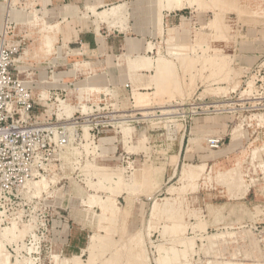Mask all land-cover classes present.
<instances>
[{
    "label": "rangeland",
    "instance_id": "1",
    "mask_svg": "<svg viewBox=\"0 0 264 264\" xmlns=\"http://www.w3.org/2000/svg\"><path fill=\"white\" fill-rule=\"evenodd\" d=\"M39 2L0 0V50L44 92L34 116L54 121L55 93L67 116L94 117L0 225L6 264H264V0L117 1L111 25L87 8L52 22ZM167 12L182 22L166 27ZM86 31L128 46L89 55Z\"/></svg>",
    "mask_w": 264,
    "mask_h": 264
},
{
    "label": "built area",
    "instance_id": "2",
    "mask_svg": "<svg viewBox=\"0 0 264 264\" xmlns=\"http://www.w3.org/2000/svg\"><path fill=\"white\" fill-rule=\"evenodd\" d=\"M15 72L13 53L0 50V225L14 221L15 208L30 192L26 186L40 179L49 162L68 148L77 120L94 117L88 108L82 112L83 107L79 118L67 116L64 106L69 104L55 93L54 121L52 116L47 120L43 114L34 116L37 107L46 105L45 94L35 98ZM114 121L112 117L110 122Z\"/></svg>",
    "mask_w": 264,
    "mask_h": 264
},
{
    "label": "crops",
    "instance_id": "3",
    "mask_svg": "<svg viewBox=\"0 0 264 264\" xmlns=\"http://www.w3.org/2000/svg\"><path fill=\"white\" fill-rule=\"evenodd\" d=\"M41 10L46 9V12L52 16V22L58 19H73L77 17L79 10L81 8H87L86 10L90 12L93 16V19L96 23H106V24H113L119 21H122L126 18V8L123 5L110 7L114 5L117 1H125L131 2V5L134 4L135 1L138 0H39ZM157 1V0H155ZM169 0H164L163 4L167 6ZM171 1V0H170ZM175 1L174 3L179 5L174 9L170 8L169 10H182L184 7V0H172ZM171 3V2H170ZM157 2L154 3L153 13H152V20L153 23L157 26L162 24V10L163 8L157 7ZM172 6V5H171ZM105 8V9H104ZM106 8L108 10H106ZM110 8V9H109ZM96 11H95V10ZM104 9V11L99 12L100 10ZM183 18L180 14L176 12H167L163 16V21L165 26L168 28H174L178 24L182 22ZM76 27L73 26V32ZM136 40V39H135ZM123 41L122 43L119 40L107 41L103 36H99L95 33L90 32H80L79 34V42L78 45L80 46L79 49H84L87 54L89 55H103L102 49H105L107 43H112L113 48H118L119 51H124L125 45L128 46V42ZM140 42V40H139ZM76 43V42H74ZM132 43V42H131ZM138 44V42H137ZM143 48L147 47L145 42H142ZM99 63V62H98ZM97 64V63H96ZM142 65V66H141ZM147 62H141L140 64H135L132 61L126 62V66L131 72L138 71L140 68L147 69L149 66ZM148 66V67H146Z\"/></svg>",
    "mask_w": 264,
    "mask_h": 264
},
{
    "label": "bare ground",
    "instance_id": "4",
    "mask_svg": "<svg viewBox=\"0 0 264 264\" xmlns=\"http://www.w3.org/2000/svg\"><path fill=\"white\" fill-rule=\"evenodd\" d=\"M159 59V58H158ZM151 61V60H150ZM156 61V60H155ZM163 61V60H162ZM161 62V61H160ZM166 62V61H165ZM148 64V63H147ZM166 64V63H165ZM168 64V63H167ZM158 65H160V63L158 64ZM161 65H163V62L161 63ZM142 66V65H141ZM149 66V65H148ZM148 66H146V67H148ZM163 66H165V65H163ZM167 66V65H166ZM168 66H169V64H168ZM168 66L167 67H165V68H168ZM156 67H157V65H156ZM158 68V67H157ZM164 68V67H163ZM164 68V69H165ZM159 69V68H158ZM168 70V69H167ZM158 72V71H157ZM159 75V74H158ZM158 75H156V76H158ZM160 76H161V74H160ZM163 76V75H162ZM164 76H165V74H164ZM168 76V75H167ZM159 78V77H158ZM166 78V77H165ZM164 78V79H165ZM161 79H163L162 77H161ZM157 80H159V79H157ZM159 83V82H158ZM158 83H157V86H158ZM160 85V84H159ZM139 98H140V96H139ZM145 98V97H144ZM142 99V98H141ZM140 101V100H139ZM138 102V101H137ZM144 104V103H143ZM141 105V104H140ZM164 110V109H163ZM162 110V111H163ZM170 110V109H169ZM163 113V112H162ZM169 113V112H168ZM173 113V112H172ZM170 115V114H169ZM123 122V121H122ZM122 122H121V124H122ZM83 128H85V131H86V128H87V126H82ZM69 152V151H68ZM68 154V153H67ZM65 159H66V157H65ZM193 169H195V168H193ZM192 168H186V169H184L183 170V173H182V175H183V177L184 178H189V180H190V177H197V176H195V174H197V172L198 171H195L194 172V170H193ZM199 169V168H198ZM197 170V169H196ZM200 171V170H199ZM109 179V178H108ZM192 179V178H191ZM117 180V179H116ZM195 180V179H194ZM197 180V179H196ZM108 181V180H107ZM118 181V180H117ZM110 182V181H109ZM119 182H120V180H119ZM119 182L118 183H116V184H119ZM46 187H47V183L45 182V181H39V182H33V183H29L27 186H26V188L27 189H35V190H39L40 191V189L42 188V189H46ZM105 188V187H104ZM108 190V189H107ZM38 191V192H39ZM91 200V199H90ZM108 200V199H107ZM113 200V199H112ZM93 202H95V201H93ZM109 202V201H108ZM107 202V203H108ZM103 203V202H102ZM101 203V204H102ZM106 202H104V204H105ZM103 204V205H104ZM113 205V204H112ZM100 207V206H99ZM109 207H110V205H109ZM111 208H113V207H111ZM103 209V208H102ZM103 210H105V209H103ZM111 210V209H110ZM112 211V210H111ZM111 211L109 212V213H111ZM105 212V211H104ZM230 213V212H229ZM99 217V216H98ZM105 217V216H104ZM99 222V221H98ZM14 227H15V225H14ZM3 232V231H2ZM12 233H14V231L11 229V228H9V229H5L4 230V232H3V234H2V237H9ZM16 233V232H15ZM1 234V233H0ZM9 235V236H8ZM17 235V234H16ZM1 236V235H0ZM12 236V235H11ZM14 237H15V235H14ZM13 237V238H14ZM97 237V236H96ZM10 238V237H9ZM17 238V237H16ZM4 239H6V238H4ZM100 241V240H99ZM2 242V241H1ZM97 243V242H96ZM1 244V243H0ZM96 245V244H95ZM0 247H1V245H0ZM2 247H3V245H2ZM1 247V249H3ZM0 249V250H1ZM93 250V249H92ZM90 251V250H89ZM6 253V252H5ZM7 254V253H6ZM6 254H4V252L1 250L0 251V260H1V262H2V264L3 263H7L8 262V255H6ZM74 259V258H73ZM92 260V259H91ZM163 261V260H162ZM1 262H0V264H1ZM160 262V261H159ZM158 263V262H157ZM159 264V263H158Z\"/></svg>",
    "mask_w": 264,
    "mask_h": 264
}]
</instances>
